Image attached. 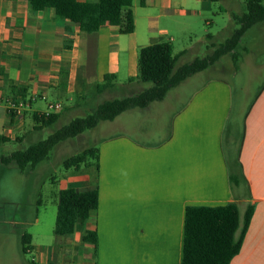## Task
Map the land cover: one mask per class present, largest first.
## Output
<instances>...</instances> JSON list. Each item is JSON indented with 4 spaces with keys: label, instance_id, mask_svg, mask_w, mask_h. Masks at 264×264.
Masks as SVG:
<instances>
[{
    "label": "crops",
    "instance_id": "1",
    "mask_svg": "<svg viewBox=\"0 0 264 264\" xmlns=\"http://www.w3.org/2000/svg\"><path fill=\"white\" fill-rule=\"evenodd\" d=\"M132 2L135 32L123 35L115 24L95 34L83 33L53 9L35 12L26 0H0V95L5 102L41 98L23 117L13 116L5 102L0 105V147L30 144L42 132L34 116L44 114L48 102L61 103L62 110L71 112L86 88L101 94L96 87L107 75L115 77L112 90L133 92L126 97L150 88L137 80L140 50L173 30L192 29L203 13L211 12L213 1L145 0L144 6L141 0ZM206 23L212 24L209 19ZM171 40L175 52L176 37ZM183 52L187 50L174 55ZM250 54L244 48L239 70L232 66V72L263 71L264 65H254ZM206 71L171 90L164 101L108 122L120 130L99 140L98 169L81 166L67 170L61 179L51 177L50 193L58 200L53 213L38 200V190L46 185L40 166L22 172L15 163H0V179L12 178L36 194L28 205L0 201V257L11 256L12 248L24 254L23 236L29 235L27 248L33 259L27 264H181L186 209L235 202L241 230L249 208L252 218L231 264H264V84L248 110L240 111L241 133H232L235 172L239 174L241 165L244 179L239 188L231 189L224 136L234 107L233 89L222 77L204 78ZM66 98H71L70 104ZM61 115L56 124L67 114ZM10 154L0 152V159ZM69 188L80 193L97 190L99 206L73 234L57 236L59 194ZM87 233L96 234V243L84 240ZM16 252L10 260L0 258V264H19Z\"/></svg>",
    "mask_w": 264,
    "mask_h": 264
},
{
    "label": "trees",
    "instance_id": "2",
    "mask_svg": "<svg viewBox=\"0 0 264 264\" xmlns=\"http://www.w3.org/2000/svg\"><path fill=\"white\" fill-rule=\"evenodd\" d=\"M35 12L53 9L57 17L79 25L81 32L95 34L107 24L120 25V32L129 35L135 32V15L132 0H98L96 3L79 0H26ZM217 2L218 0H212ZM247 12L241 16L234 15L233 20L239 26L225 42L212 44L213 52L204 58L176 68L178 58L173 44L168 41L155 42L140 50L138 81L151 84V87L134 95L121 99L105 101L85 117L72 119L69 123L53 132L45 140L30 145L27 149L17 150L2 157L0 163H15L22 172L33 170L49 161L53 150L63 142L77 138L87 131L96 129L101 122H112L121 114L132 109H147L151 104L162 102L169 92L187 79L206 71L225 56L231 55L235 71L239 70L242 53L238 51L242 39L248 31L264 23V0H244ZM144 6L145 0H141ZM208 39H212L208 35ZM133 80H130L132 82ZM115 86V77L107 75L102 84L97 85L96 92L103 93ZM62 117L59 113L35 115L38 131L54 126ZM99 149L92 147L64 161L66 170L81 166L99 168ZM239 174L229 170L231 189L239 188L244 179L239 166ZM247 183V182H246ZM39 205L41 202H38ZM99 206L97 190L80 193L69 188L59 194V204L55 225L57 236L71 235L77 225L84 224ZM252 218L249 208L241 230V214L237 203L210 208L198 206L187 208L184 223L183 256L181 264H231L240 253L245 234ZM239 230H241L239 234ZM23 236V253L28 254L27 240ZM85 241L96 243V234L87 233ZM31 264H35L32 262Z\"/></svg>",
    "mask_w": 264,
    "mask_h": 264
},
{
    "label": "rangeland",
    "instance_id": "3",
    "mask_svg": "<svg viewBox=\"0 0 264 264\" xmlns=\"http://www.w3.org/2000/svg\"><path fill=\"white\" fill-rule=\"evenodd\" d=\"M211 12L203 13L198 19L196 25L189 31L178 32L173 30L174 34H170L166 38H161L160 41L173 42L172 37H176L175 54H179L180 51L187 50L186 54L180 56L177 61L176 67L188 64L196 58H204L213 52L211 45L223 43L228 39L233 32L239 28V26L233 20L232 15L241 16L247 12L244 0H220L218 2H210ZM213 12V13H212ZM231 14V15H230ZM209 19L212 24L208 25L206 20ZM263 24V23H262ZM264 25H258L252 28L242 39L238 48L240 53H243V49L246 48L250 51V59L254 65H264ZM173 27V26H171ZM263 28V31H260ZM208 35L216 36V39L209 40ZM242 57V56H241ZM241 61V60H240ZM209 71L204 73V78L208 77H222L231 85L234 94V107L231 117L229 119L228 128L224 136V146L226 151V157L231 170H236V149L237 146L233 144L232 133H241V116L240 111L243 109L248 110L255 97L259 93L261 87L264 84V70L249 71L244 69L238 73L232 72V66L234 69V63L231 55L225 56ZM216 68V69H215ZM223 68V69H220ZM202 76V77H203ZM201 77V78H202ZM117 83H122L117 80ZM137 88L136 91H139ZM133 93L132 91L122 90L117 88L115 90H108L101 94L95 93V88H86L81 92L79 98V106L75 107L71 112H65L64 109L59 114L64 115L67 119H74L78 117H85L91 114L99 105L105 101L121 99ZM76 99V97H74ZM66 104L71 103V98H66ZM66 118L62 119L61 124L58 123L50 129L37 133V137L30 143L20 146L17 143H6L0 147V152L9 154L20 149H26L31 144L37 143L41 140H45L56 130L69 123L70 120ZM120 130V127L110 128V123L101 122L99 126L91 131L84 133L86 136L82 141H66L58 145L50 155L49 161L40 165L42 170L41 179L46 184L43 189H39L38 200L44 203L47 207L48 213H53L57 199L51 195V188H53L51 177L54 179H61L67 172L64 168V161L68 158L83 152L84 150L92 147H97L99 140L109 135H112ZM165 132V130H164ZM160 131L156 132V138H159ZM159 140V139H158ZM157 140V141H158ZM56 190V188H54ZM35 192L30 188H23L15 183V181L6 177L0 179V201H13L20 200L27 203L35 200ZM39 205V203H38ZM40 206V205H39ZM16 252L15 249H11V256H1V259L10 260L14 258L12 253ZM19 254V253H18ZM16 252V259H20L19 264H27L33 259V255L19 254ZM19 258H18V257Z\"/></svg>",
    "mask_w": 264,
    "mask_h": 264
},
{
    "label": "built area",
    "instance_id": "4",
    "mask_svg": "<svg viewBox=\"0 0 264 264\" xmlns=\"http://www.w3.org/2000/svg\"><path fill=\"white\" fill-rule=\"evenodd\" d=\"M3 96L0 95V105L3 104ZM38 99H41L37 95H33L29 97L27 100L23 99H16V100H6V105L8 110L13 116L16 117H23L25 113L29 110H31L32 104L35 103ZM42 100H46V97H42ZM47 109L46 112L44 113L45 115H50L54 113H58L62 110V104L61 103H53V102H48L47 103Z\"/></svg>",
    "mask_w": 264,
    "mask_h": 264
}]
</instances>
